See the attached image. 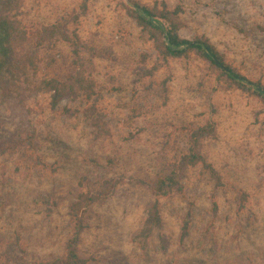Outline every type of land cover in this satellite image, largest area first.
<instances>
[{"label":"rangeland","instance_id":"1","mask_svg":"<svg viewBox=\"0 0 264 264\" xmlns=\"http://www.w3.org/2000/svg\"><path fill=\"white\" fill-rule=\"evenodd\" d=\"M182 5L184 39L205 36L252 80L264 82V0H141ZM122 0H27L24 25L33 37L42 26L67 25L89 49L81 63L64 42L40 48V78L65 79L81 65L97 83L90 103L69 100L53 109L49 96L31 97L25 107L0 105V253L14 263L30 264L65 254L72 236L69 207L75 199L79 173L90 180L124 177L117 194L90 213L82 254L90 264H264V106L255 97L220 88L216 74L195 56L172 61L153 75L157 62L151 43L121 8ZM31 36V37H32ZM30 43L32 39H29ZM93 52H97L95 55ZM151 58L144 65L142 56ZM148 66V68H147ZM96 105L105 115L113 138L90 143L82 116L61 110ZM216 124V136L203 144V154L220 174L222 184L202 169L184 172L183 191L157 199L143 185L159 168L186 153L183 128ZM36 131L42 165L11 141ZM17 140V139H16ZM8 145V148L5 146ZM85 156L99 158L109 169L85 165ZM99 176V177H98ZM53 195L59 208L51 216L38 207V196ZM243 196L246 199L242 200ZM162 210L164 226L142 251L132 236L142 228L148 206ZM190 217V235L182 238ZM215 241V255L207 251Z\"/></svg>","mask_w":264,"mask_h":264},{"label":"trees","instance_id":"2","mask_svg":"<svg viewBox=\"0 0 264 264\" xmlns=\"http://www.w3.org/2000/svg\"><path fill=\"white\" fill-rule=\"evenodd\" d=\"M90 0H82V15L88 11ZM27 0H0V105L7 110L16 106L25 107V101L31 97L49 96L53 109H58L64 100L71 103H90L97 93V83L81 65V69L65 79L56 77L40 78L43 72L40 67L42 59L40 48L43 45L53 47L56 42H64L73 50L81 63V50L89 49L87 43L78 33H70L67 25L70 21L78 22L81 15H72L70 21L42 26L33 37L24 25V9ZM121 8L136 24L141 35L151 43L157 62L146 74L153 75L160 68L166 67L172 61L190 59L192 56L203 61L216 74L217 85L220 88H232L248 96L255 97L264 106V82L261 79L252 80L241 70L228 61L225 54L205 36H197L193 40L184 39L181 32L186 28L182 21L185 9L182 5L175 8L166 2L145 4L141 0H122ZM32 36V37H31ZM32 42L29 46L30 40ZM98 55L97 52H93ZM151 57L143 55L144 65ZM148 68V66H147ZM62 116H82L84 123L90 130L89 139L92 145L109 141L113 138V131L106 115L96 105H89L83 109L66 107L61 110ZM189 139L186 153L175 158L173 162L163 164L149 183H143L157 199L168 198L183 191L181 178L185 171L202 169L222 184L220 174L203 154V144L206 140L216 136V124L208 120L203 126H188L183 128ZM17 139V140H16ZM0 143L4 142L0 139ZM12 148H25L31 159L42 165L36 146V131L20 134L11 141ZM8 148V145L5 143ZM85 165H92L99 170L109 171L113 160L108 159L107 165H102L99 158L85 156ZM45 167V165H42ZM80 179L75 199L69 207L70 226L72 236L65 244V254L52 259H42L34 264H90L82 254L83 234L89 228L90 213L95 206L102 205L114 197L119 188L125 184L124 177H111L90 180L86 173H79ZM99 177V176H98ZM222 182V183H221ZM223 185V184H222ZM245 196L242 200L244 201ZM38 207L45 209L51 216L59 208L57 199L50 194L38 196L35 200ZM190 217L185 220L182 238L190 235ZM164 220L159 200L148 206L147 216L142 228L135 232L132 241L142 251H146L152 244L156 231L162 229ZM215 241H209L207 251L210 257L215 254ZM0 253V264H30L22 259L19 263Z\"/></svg>","mask_w":264,"mask_h":264}]
</instances>
